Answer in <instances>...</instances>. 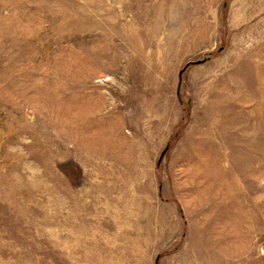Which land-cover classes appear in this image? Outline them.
Segmentation results:
<instances>
[{
  "label": "rangeland",
  "instance_id": "obj_1",
  "mask_svg": "<svg viewBox=\"0 0 264 264\" xmlns=\"http://www.w3.org/2000/svg\"><path fill=\"white\" fill-rule=\"evenodd\" d=\"M0 264H264V0H0Z\"/></svg>",
  "mask_w": 264,
  "mask_h": 264
},
{
  "label": "water",
  "instance_id": "obj_2",
  "mask_svg": "<svg viewBox=\"0 0 264 264\" xmlns=\"http://www.w3.org/2000/svg\"><path fill=\"white\" fill-rule=\"evenodd\" d=\"M188 65H189V64H188ZM188 65H187L186 67H184V68L180 71V75H179V77H180V83H179L178 91H179V89H180V85H181L182 74H183V72L185 71V69L188 67ZM166 150H167V148L162 152V155H161V157H160V159H159V163H161L162 158H163L164 154L166 153Z\"/></svg>",
  "mask_w": 264,
  "mask_h": 264
}]
</instances>
